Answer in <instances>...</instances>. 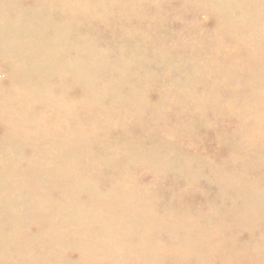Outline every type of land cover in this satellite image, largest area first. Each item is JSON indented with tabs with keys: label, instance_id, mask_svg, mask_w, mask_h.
<instances>
[{
	"label": "rangeland",
	"instance_id": "374dc122",
	"mask_svg": "<svg viewBox=\"0 0 264 264\" xmlns=\"http://www.w3.org/2000/svg\"><path fill=\"white\" fill-rule=\"evenodd\" d=\"M101 1L0 0V264H263L264 0Z\"/></svg>",
	"mask_w": 264,
	"mask_h": 264
},
{
	"label": "bare ground",
	"instance_id": "6f19581e",
	"mask_svg": "<svg viewBox=\"0 0 264 264\" xmlns=\"http://www.w3.org/2000/svg\"><path fill=\"white\" fill-rule=\"evenodd\" d=\"M81 1H83V0H81ZM98 1H99V0H98ZM100 1H101V0H100ZM110 1H111V0H110ZM113 1H114V0H113ZM123 1H124V0H123ZM176 1H178V0H176ZM183 2H185V1L183 0ZM183 2H181V3H183ZM100 3L103 4L104 1H101ZM126 3H127V6H128V1H127V2H124L125 6H126ZM207 3L209 4V3H212V2L210 1V2H207ZM207 3H206V4H207ZM102 4H101V6H103ZM109 4H110V3H109ZM109 4H108V5H109ZM112 4H113V3H112ZM112 4H111V5H112ZM124 4H122V5H124ZM215 4H216V1H215ZM215 4H214V5H215ZM220 4H221V2H220ZM96 5H97V4H96ZM111 5H110V6H111ZM115 5L117 6V4H115ZM115 5H114V7H115ZM204 5H205V4H204ZM205 6H206V5H205ZM98 7H99V6H98ZM118 7L120 8L119 5H118ZM123 7H124V6H123ZM184 7H185V6H184ZM203 7H204V6H203ZM210 7H211V6H210ZM210 7H209V8H210ZM130 8H132V7H130ZM130 8H129V9H130ZM185 8H186V7H185ZM110 9H112V8H110ZM225 9H226V8H225ZM71 10H73V9H71ZM122 10H124V8H122ZM159 10H160V9H158V12H161V11H159ZM208 10H209V9H208ZM118 13H119V12H118ZM203 13H204V12H203ZM72 14H73V13H72ZM139 14H140V13H139ZM197 14H198V13H197ZM199 14H201V13H199ZM116 15H117V14H116ZM137 15H138V14H137ZM137 15H136V16H137ZM140 15H142V14H140ZM153 16H154V15H153ZM253 16H254V15H253ZM256 16H257V15H256ZM120 18H121V17H120ZM127 18H128V17H127ZM155 18H156V17H155ZM157 18H160V17H158V14H157ZM104 19H105V17H104ZM150 19H151V18H150ZM152 19H154V18H152ZM160 19H161V18H160ZM157 20L160 21L159 19H157ZM127 21H128V19H127ZM140 21H142V20H140ZM160 22H161V21H160ZM160 24H161V23H160ZM229 26H230V24H229ZM237 27H238V26H237ZM228 28H229V27H228ZM230 29H231V28H230ZM216 33H218V32H216ZM13 34L15 35L14 32H13ZM218 34H219V33H218ZM19 35H21V34H19ZM219 35H220V34H219ZM26 36L28 37V35H26ZM27 37H25V38H27ZM29 37L32 38V37H34V35L32 34V36L30 35ZM177 37H178V36H177ZM218 37H220V36H218ZM247 37H248V35H247ZM10 38H11V36H10ZM18 38H19V37H18ZM20 38H22V37H20ZM31 38H30V39H31ZM35 38H36V37H35ZM185 39H186V38H185ZM11 40H13V39L11 38L10 41H11ZM22 40H23V38H22ZM22 40H20V41L22 42ZM28 40H29V38H28ZM178 40H179V41H182V40H180V39H178ZM7 41H8V40H7ZM52 41H53V39H52ZM55 41H56V43H57V44H55V45L58 46V42H59V40L56 39V40H54L53 42L55 43ZM57 41H58V42H57ZM179 41H178V42H179ZM53 42H52V44H53ZM91 42H92V44H93V41H91ZM94 42H95V41H94ZM182 42H183V41H182ZM200 42H202V41H200ZM205 42H206V44H207V41H205ZM205 42H204V43H205ZM224 42H225V41H224ZM240 42H241V41H240ZM75 43H76V42H75ZM75 43H74V44H75ZM88 43L90 44V42H88ZM88 43H84V44L87 45ZM204 43H203V44H204ZM243 43H244V41H243ZM10 44H11V43H10ZM52 44H50V45H52ZM59 44H60V42H59ZM61 44H62V43H61ZM61 44H60V46H61ZM74 44H73L72 46H71V45H70V46H71V47H74V46H75ZM76 44H78V43H76ZM82 44H83V43H82ZM195 44H196V43H195ZM211 44H214V45H215L216 42H215V43L213 42V43H211ZM246 44H247V43H246ZM258 44H260V43H258ZM258 44H257V45H258ZM4 45H5V43H4ZM6 45H7V44H6ZM16 45L18 46L19 44H16ZM78 45H79V44H78ZM186 45H187V44H186ZM190 45H191V44H190ZM196 45H197V44H196ZM196 45H195V46H196ZM257 45H256V46H257ZM263 45H264V44L262 43V47H264ZM60 46H58L57 48H59ZM63 46H65V45L63 44ZM76 46H77V45H76ZM76 46H75V47H76ZM87 46H89V45H87ZM211 46H213V45H211ZM232 46H233V44H232ZM232 46H231V47H232ZM241 46H242V45H241ZM260 46H261V44H260ZM18 47H20V45H19ZM18 47H16V48H18ZM23 47H24V46H23ZM80 47L82 48V46H80ZM83 47H85V45H84ZM89 47H93V46H89ZM189 47L191 48V47H193V46H189ZM228 47H229V46H228ZM237 47H238V46H237ZM242 47H243V46H242ZM14 48H15V47H14ZM16 48H15V49H16ZM48 48H49V47H48ZM50 48L54 49V48L51 47V46H50ZM62 48H63V47H60V49H62ZM67 48L69 49L70 47H67ZM77 48H79V47H77ZM93 48H94V47H93ZM229 48H230V47H229ZM5 49L7 50L8 47H6ZM9 49H11V48H9ZM9 49H8V50H9ZM15 49H14V50H15ZM22 49H24V48H22ZM60 49H59V50H60ZM65 49H66V48H65ZM65 49H62V50H65ZM79 49H80V48H79ZM82 49H84V48H82ZM225 49H226V48H225ZM239 49H240V48H239ZM242 49H243V48H242ZM246 49H247V48H246ZM257 49H258V48H257ZM261 49H262V48H261ZM263 49H264V48H263ZM263 49H262V50H263ZM6 50H5V51H6ZM14 50H13V51H14ZM18 50H19V49H18ZM18 50H15L13 53H15V52L18 51ZM54 50H55V49H54ZM57 50H58V49H57ZM62 50H60V51L62 52ZM69 50H71V49H69ZM206 50H207V49H206ZM210 50H211V49H210ZM244 50H245V49H244ZM26 51H27V49H25V52H26ZM30 51H33V50H30ZM37 51H38V49H37ZM37 51H36V52H37ZM41 51H43V49H42ZM45 51H46V50H45ZM49 51H51V49H50ZM49 51H48V52H49ZM55 51H56V50H55ZM72 51H73V49H72L71 51H69V52H72ZM207 51H208V50H207ZM246 51H247V50H246ZM246 51H244V52L246 53ZM263 51H264V50H263ZM0 52H1V51H0ZM6 52H7V51H6ZM9 52H10V50L7 52V54H8ZM18 52H19V51H18ZM21 52H23V51H21ZM27 52H28V55H30V54H29V51H27ZM27 52H26L25 54H27ZM34 52H35V48H34ZM46 52H47V51H46ZM51 52H53V54L51 53V55H55L53 50H52ZM61 52H60V54H61ZM69 52H68V53H69ZM76 52H77V51H76V49H75V53H76ZM79 52H82L81 49L79 50ZM79 52H77V53H79ZM227 52H228V51H227ZM229 52H230V51H229ZM261 52H262V51H261ZM4 53H5V52H4ZM10 53H11V52H10ZM44 53H45V52H44ZM44 53H42V54H44ZM62 53H64V52H62ZM198 53H199V52H198ZM5 54H6V53H5ZM16 54H17V52H16ZM20 54H21V53H20ZM31 54L34 55L33 52H32ZM35 54H36V53H35ZM42 54H40V56H37V54H36V56H37V57H41L40 59H42V56H43ZM47 54H49V53H47ZM83 54H84V53H83ZM226 54H227V53H226ZM231 54H232V53H231ZM247 54H248V53H247ZM9 55H10V54H9ZM9 55H8V57H9ZM18 55H19V54H18ZM41 55H42V56H41ZM45 55H46V54H45ZM67 55H69V54H67ZM70 55H73V53L70 54ZM130 55H131V54H130ZM202 55H203V54H202ZM204 55H205V54H204ZM227 55H229V53H228ZM10 56H11V55H10ZM12 56H13V55H12ZM30 56L33 57L32 55H30ZM36 56H34V57H36ZM46 56H47V55H46ZM46 56H45V57H46ZM49 56H50V54H49ZM49 56H48V58H49ZM56 56H57V55H56ZM63 56H64V55H63ZM83 56H84V55H83ZM98 56H99V55H98ZM131 56H133V55H131ZM134 56H135V55H134ZM167 56H168V55H167ZM199 56H200V55H199ZM208 56H209V55H208ZM233 56H235V55H233ZM0 57H4V55H3V56H0ZM27 57H28V56H27ZM37 57H36V58H37ZM51 57H52V56H51ZM64 57H65V56H64ZM86 57H87V56H86ZM124 57H125V56H124ZM210 57H211V56H210ZM225 57H226V56H225ZM12 58H14V57H12ZM15 58H16V57H15ZM25 58H26V56H25ZM57 58H58V56H57ZM71 58H73V57H71ZM78 58H79V57L75 58V61H76V59H77V61H78ZM100 58H101V57H100ZM129 58H130V57H129ZM16 59H17V58H16ZM26 59H28V58H26ZM30 59H31V58H30ZM30 59H28V60H30ZM61 59H62V58H61ZM124 59H125V58H124ZM126 59H127V58H126ZM126 59H125V60H126ZM9 60H10V59H9ZM12 60H13V59H12ZM28 60H27V61H28ZM31 60H32V59H31ZM48 60H50V59H48ZM54 60H55V58H54ZM79 60H80V59H79ZM87 60H88V58H87ZM228 60H229V59H228ZM18 61H19V60H18ZM55 61H57V59H56ZM230 61H232V60H230ZM25 62H26V60H25ZM46 62H47V64H48V61H46ZM57 62H61V61H57ZM57 62H55L54 64H56ZM72 62H73V60H72ZM72 62H71V63H72ZM187 62H188V61H187ZM3 63H4V62H3ZM3 63H2V64H3ZM44 63H45V62H44ZM52 63H53V61H52ZM71 63H70V65H72ZM79 63H81V62H79ZM4 64H5V63H4ZM4 64H3V66H4ZM8 64H9V63H8ZM42 64H43V63H42ZM62 64H63V63H62ZM64 64H66V63H64ZM193 64H194V62H193ZM193 64H192V65H193ZM70 65H69V66H70ZM126 65H127V64H126ZM128 65H130V64H128ZM52 66H53V65H52ZM52 66H50V67L52 68ZM60 66H62L61 63H60ZM63 66L66 67V65H63ZM67 66H68V64H67ZM83 66H84V65H83ZM186 66H187V64H186ZM188 66H189V65H188ZM40 67H41V66H40ZM40 67H39V68H40ZM57 67H58V66H57ZM77 67H78V66H77ZM53 68H54V67H53ZM61 68L64 69V67H61ZM61 68H59V69H61ZM71 68H72V67H70V68L67 67V69H69V71L71 70ZM5 69H6V68H5ZM67 69H66V71H68ZM72 69H73V68H72ZM39 70H40V69H39ZM55 70H56V69H55ZM211 70L213 71V68H212ZM61 71H62V69H61ZM64 71H65V70H64ZM72 71H73V70H72ZM208 73H209V72H208ZM18 75H19V74H18ZM13 77H14V76H13ZM208 77H209V76H208ZM215 78H216V76H214V79H215ZM14 80H15V79H14ZM208 80H209V79H208ZM10 81H11V80H10ZM12 81H13V80H12ZM0 83H1V82H0ZM224 83H225V82H224ZM1 84H2V83H1ZM218 84H219V83H218ZM222 84H223V83H222ZM182 94H183V93H182ZM33 96H34V95H33ZM200 99H201V98H200ZM161 100H162V99H161ZM178 100H179V99H178ZM180 102H181V101H180ZM166 105H167V103H166ZM225 105H226V104H225ZM179 106H180V105H179ZM195 106H196V105H195ZM197 106H198V105H197ZM167 107H168V106H167ZM175 107H176V106H175ZM237 107H238V106H237ZM243 107H244V106H243ZM245 107H246V106H245ZM239 108H240V107H239ZM241 109H242V108H241ZM246 109H247V108H246ZM248 109H249V108H248ZM242 110H243V109H242ZM195 111H196V109H195ZM245 113H246V112H245ZM64 114H65V113H64ZM240 114H241V113H240ZM241 115H242V114H241ZM246 115H247V114H246ZM236 116H237V115H236ZM0 122H1V121H0ZM16 122H17V121H16ZM112 124H113V123H112ZM128 125H129V124H128ZM242 128H243V127H242ZM102 130H103V129H102ZM234 133H235V132H234ZM244 133H245V132H244ZM101 135H102V134H101ZM127 136H128V135H127ZM128 137H129V136H128ZM136 137H137V136H136ZM101 138H102V137H101ZM113 138H114V137H113ZM105 139H106V138H105ZM121 139H122V138H121ZM123 139H124V138H123ZM130 139H131V138H130ZM133 139H134V138H133ZM133 139H132V140H133ZM136 139H137V138H136ZM241 139H243V138H241ZM102 140H103V139H102ZM106 140H107V139H106ZM108 140H109V139H108ZM111 140H113V139H111ZM118 140H119V139H118ZM134 140H135V139H134ZM249 140H250V139H249ZM255 140H256V139H255ZM113 141H114V140H113ZM121 141H122V140H121ZM126 141H127V140H126ZM128 141H129V140H128ZM139 141H140V140H139ZM139 141H138V143H139ZM142 141H143V140H142ZM242 141H243V140H242ZM247 141H248V140H247ZM5 142H6V141H5ZM123 142H124V140H123ZM254 142H255V141H254ZM116 143H117V142H116ZM119 143H120V142H119ZM129 143H130V142H129ZM251 143H252V142H251ZM6 144H7V143H6ZM8 144H9V140H8ZM13 144H14V143H13ZM70 144H71V143H70ZM99 144H100V143H99ZM112 144H113V143H112ZM122 144H123V143L121 142V145H122ZM134 144H135V142H134ZM244 144H245V143H244ZM246 144H247V143H246ZM0 145H1V144H0ZM101 145H102L103 147H105V146H104L105 144L102 143V144H100V149L102 148ZM113 145H115V144H113ZM117 145H118V143H117ZM117 145H115V146H117ZM137 145H139V144H137ZM73 146H74V145H73ZM111 146H112V145H111ZM2 147H3V146H2ZM7 147H8V145H7ZM43 147H44V146H43ZM45 147H46V146H45ZM107 147H108V146H107ZM109 147H110V146H109ZM113 147H114V146H113ZM3 148H4V147H3ZM5 148H6V147H5ZM5 148H4V149H5ZM8 148H9V147H8ZM8 148H7V149H8ZM10 148H11V147H10ZM93 148H94V147H93ZM97 148H99V146H98ZM97 148H96V149H97ZM115 148H116V147H115ZM1 149H2V148H1ZM13 149H15V148H13ZM77 149H78V148H77ZM100 149H99V151H100ZM127 149H130V148L127 147ZM133 149H134V147H133ZM251 149H252V148H251ZM68 150H69V149H68ZM68 150H67V151H68ZM72 150H74V149H72ZM111 150H112V149H111ZM113 150H114V149H113ZM148 150H149V149H147V151H148ZM67 151H66V152H67ZM99 151H97V152H99ZM101 151H103V149H102ZM101 151H100V152H101ZM106 151H108V148H107ZM106 151H105V152H106ZM100 152H99V153H100ZM103 152H104V151H103ZM103 152H102L101 154H104ZM108 152H109V151H108ZM72 153H73V152H72ZM75 153H76V152H75ZM75 153H73V154H75ZM94 153H95V152H94ZM99 153H98V155H99ZM109 153H111V152H109ZM66 154H67V153H66ZM69 154H71V153H69ZM78 154H79V153H78ZM80 154H81V153H80ZM64 155H65V154H64ZM71 155H72V154H71ZM74 156H75V155H74ZM103 156H104V155H103ZM155 156H156V155H155ZM63 157H65V156H63ZM69 157H70V155H69ZM70 158H72V157H70ZM74 158H75V157H74ZM77 158H78V157H77ZM101 158H102V157H101ZM115 158H116V157H115ZM242 158H243V157H242ZM68 159H69V158H68ZM72 159H73V158H72ZM239 159H240V158H239ZM244 159H245V157H244ZM41 160H42V159H41ZM13 165H14V164H13ZM13 165H12V166H13ZM0 166H1V165H0ZM12 166L10 165L9 167L12 168ZM15 167H17V166H15ZM11 168H10V169H11ZM5 169H6V168H5ZM7 169H8V168H7ZM10 169H8V170H10ZM12 169H13V168H12ZM14 169H15V168H14ZM14 169H13V170H14ZM37 169H39V168H37ZM37 169H36V170H37ZM46 169H49V168H46ZM22 170H23V169H22ZM33 170H34V169H33ZM44 170H45V169L41 170V173H43ZM14 171H15V170H14ZM19 171H20V170H19ZM37 171H39V170H37ZM37 171H35V172H37ZM33 172H34V171H33ZM39 172H40V171H39ZM44 172H45V171H44ZM96 172H97V171H96ZM46 173H47V170H46ZM1 174H2V173H1ZM17 174H18V173H17ZM32 175L34 176V174H32ZM4 176H5V175H4ZM33 176H32V177H33ZM50 176H51V175H50ZM11 177H12V176H11ZM11 177H10V178H11ZM13 177H14V176H13ZM25 177H26V174H25ZM28 177H29V175H28ZM81 177H82V176H81ZM8 178H9V175H8ZM8 178H7V179H8ZM94 179H95V178H94ZM96 179H97V178H96ZM64 180H65V179H64ZM87 181H88V180H87ZM92 181H93V180H92ZM95 181H96V180H95ZM248 182H249V181H248ZM26 183H27V182H26ZM97 183H98V182H97ZM251 183H252V182H251ZM94 184H95V183H94ZM99 184H100V183H99ZM101 184H102V183H101ZM96 186H97V184H96ZM250 186H251V185H250ZM37 188H38V187H37ZM37 188H36V189H37ZM30 189H31V188H30ZM139 189H140V188H139ZM31 191H32V189L30 190V194H32ZM33 191H35V190H33ZM116 191H117V190H116ZM138 191H139V190H138ZM143 191H144V188H143ZM145 191H146V190H145ZM238 191H239V190H238ZM147 192H148V190H147ZM147 192H146V193H147ZM162 192H163V191H162ZM36 193H37V191H36ZM38 193H39V192H38ZM116 193H117V192H116ZM4 194H5V193H4ZM6 194H7V193H6ZM27 194H28V193H27ZM34 194H35V193H34ZM140 194H141V193H140ZM147 194H148V193H147ZM151 194H152V193H151ZM142 195H143V194H142ZM153 195H154V194H153ZM157 195H158V194H156V196H157ZM165 195H166V194H165ZM151 196H152V195H151ZM141 197H143V196H141ZM160 197H161V196H160ZM94 198H95V197H94ZM139 198H140V197H139ZM142 199H143V198H142ZM155 199H156V198H155ZM160 199H161V198H160ZM95 200H96V199H95ZM118 200H121V198L118 199ZM102 201H103V200H102ZM145 201H146V200H145ZM145 201H144V202H145ZM25 202L28 203L27 201H25ZM25 202H24V203H25ZM60 202H61V201H60ZM62 202H63V199H62ZM94 202H95V201H94ZM104 202H105V201H104ZM116 202H117V201H116ZM148 202H149V201H148ZM152 202H153V201H152ZM155 202H156V200H155ZM75 203H76V202H75ZM138 203H139V201H138ZM149 203H150V202H149ZM156 203H157V202H156ZM253 203H254V202H253ZM255 203H256V202H255ZM255 203H254V204H255ZM105 204H107V202H106ZM115 204H116V203H115ZM136 204H137V203H136ZM140 204H143V203H140ZM209 204H210V203H209ZM116 205H117V204H116ZM153 205H154V203H153ZM56 206H57V205H56ZM106 206H107V205H106ZM117 206H118V205H117ZM137 206H138V205H137ZM150 206H151V205H150ZM159 206H160V205H159ZM167 206H168V205H167ZM122 207H123V206H122ZM122 207H121V208H122ZM135 207H136V205H135ZM139 207H140V206H139ZM141 207H142V206H141ZM169 207H170V205H169ZM169 207H168V208H169ZM84 208H85V207H84ZM103 208H104V207H103ZM105 208H106V207H105ZM107 208H108V207H107ZM110 208H111V207H110ZM154 208H155V207H154ZM134 209L136 210L137 208H134ZM157 209H158V208H157ZM157 209H156V210H157ZM172 209H173V208H172ZM106 210H107V209H106ZM106 210H105V211H106ZM109 210H110V209H109ZM112 210L114 211V209H112ZM117 210H118V209H117ZM164 210H165V208H164ZM166 210H167V209H166ZM174 210H175V209H174ZM91 211H92V209H91ZM102 211H103V209H102ZM102 211H101V213H102ZM139 211H140V209H139ZM141 211H142V210H141ZM167 211H168V210H167ZM178 211H179V210H178ZM81 212H82V211H81ZM84 212H85V211H84ZM86 212H87V211H86ZM94 212H96V211H94ZM98 212H99V211H98ZM98 212H97V213H98ZM123 212H124V211H123ZM129 212H130V211H126V213H129ZM131 212H132V211H131ZM149 212H150V211H149ZM157 212H159V211H157ZM160 212H161V211H160ZM174 212H175V211H174ZM241 212H242V211H241ZM243 212H244V211H243ZM114 213H115V212H114ZM136 213L138 214L137 210H136ZM136 213H135V214H136ZM166 213H167V212H166ZM172 213H173V212H172ZM81 214H82V213H81ZM94 214H95V213H94ZM149 214H150V213H149ZM243 214L245 215L246 213L244 212ZM78 215H79V214H77V217H78ZM83 215H84V213L82 214V218H83V217H86V214H85L84 216H83ZM100 215H101V214H100ZM100 215H99V216H100ZM124 215H125V214H124ZM129 215H131V213H130ZM129 215H128L127 217H129ZM143 215H144V214H143ZM167 215H168V214H167ZM92 216H93V215H92ZM92 216H91V218L93 219ZM96 216H97V215H96ZM109 216H110V215H109ZM133 216H134V214H133ZM136 216H137V215H136ZM140 216H141V214H140ZM210 216H212V215H210ZM210 216H209V217H210ZM23 217H24V216H23ZM97 217H98V216H97ZM113 217H114V216H113ZM113 217H112V218H113ZM144 217H145V216H144ZM144 217H143V218H144ZM165 217H166V216H165ZM169 217H170V216H169ZM205 217H206V216H205ZM89 218H90V217H88V219H89ZM91 218H90V219H91ZM98 218H99V217H98ZM104 218H106V217H104ZM124 218H125V217H124ZM135 218H136V217H134L133 219H135ZM139 218L141 219V217H139ZM179 218H180V217H179ZM85 219L87 220V218H85ZM85 219H83V221H84ZM90 219H89V220H90ZM92 219H91V220H92ZM94 219H95V218H94ZM101 219H102V218H101ZM109 219H111V218H109ZM109 219H108V223H109L110 226H111V223L109 222ZM122 219H123V218H122ZM128 219H130V218H128ZM133 219H131V221H133ZM140 219H139V221H142V220H140ZM255 219H256V218H255ZM257 219H258V218H257ZM257 219H256V220H257ZM58 220H59V219H58ZM64 220H65V219H64ZM71 220H72V219H71ZM77 220H78V219H77ZM80 220H81V219H80ZM96 220H97V219H96ZM98 220H99V219H98ZM118 220H119V219H118ZM191 220H192V219H191ZM252 220H253V219H252ZM68 221H69V225H70V224L72 225V223H74V222L70 223V222H71L70 219H68ZM72 221H73V220H72ZM101 221H102V220H101ZM104 221H106V220H104ZM104 221L101 223V225H102V224L105 225V224H104ZM111 221L113 222V219H111ZM134 221H135V220H134ZM164 221H165V220H164ZM59 222H60V221H59ZM62 222H63V221H62ZM75 222H77V221H75ZM78 222H79V220H78ZM90 222H92V221H90ZM93 222L95 223V220H94ZM96 222H97V221H96ZM114 222H115V221H114ZM119 222H120V220H119ZM126 222H128V221H126ZM251 222H252V221H251ZM255 222H256V221H255ZM54 223H55V221H54ZM64 223H65V222H64ZM87 223H88V221H87ZM94 223H93V224H94ZM99 223H100V222H99ZM129 223H130V220H129ZM146 223H148V222H146ZM160 223H161V222H160ZM79 224H80V223H79ZM167 224H168V223H167ZM47 225H48V224H47ZM54 225H56V224H54ZM57 225H58V224H57ZM57 225H56V226H57ZM71 225H70V226H71ZM86 225H87V224H86ZM88 225H89V223H88ZM96 225L99 226L98 223H96ZM101 225H100V226H101ZM103 225H102V226H103ZM112 225H113V224H112ZM118 225H119V224H118ZM155 225H156V224H155ZM157 225H158V224H157ZM168 225H169V224H168ZM171 225H172V224H171ZM171 225H169L168 228H169ZM51 226H53V225H51ZM100 226H99V227H100ZM106 226H107V225H106ZM119 226H120V225H119ZM163 226H164V225H163ZM64 227H66V226L64 225ZM86 227H87V226H86ZM90 227H91V224H90ZM93 227H94V226H93ZM93 227H92V228H93ZM99 227H97V228L99 229ZM103 227L105 228V226H103ZM108 227H109V226H108ZM164 227H166V226H164ZM164 227H162V229H163ZM71 228H72V227H71ZM88 228H89V227H88ZM88 228H86V230H87ZM100 228H101V227H100ZM106 228H107V227H106ZM171 228H172V227H171ZM51 229H53V228L51 227ZM54 229H55V228H54ZM90 229H91V228H90ZM110 229H111V228H110ZM169 229H170V228H169ZM45 230H46V229H45ZM49 230H50V229H49ZM82 230H83V231H86L85 229H82ZM112 230H113V228H112ZM164 230H165V229H164ZM171 230H172V229H171ZM214 230H215V229H214ZM53 231H54V230H53ZM53 231H52V232H53ZM67 231H68V230H67ZM79 231H80V230H79ZM88 231H89V230H88ZM90 231H92V230H90ZM95 231H96V230H95ZM98 231H99V230H98ZM100 231H101V229H100ZM104 231H105V230H104ZM108 231H109V230H108ZM113 231H114V230H113ZM215 231H216V230H215ZM46 232H47V231H46ZM80 232H81V231H80ZM105 232H106V231H105ZM144 232H145V230H144ZM144 232L142 231V233H140V234H143ZM53 233H54V232H53ZM62 233H63V232H62ZM115 233H116V232H115ZM204 233H205V232H204ZM45 234H46V233H45ZM45 234H44V236H45ZM58 234H59V233H58ZM60 234H61V233H60ZM66 234H67V233H66ZM96 234H97V233H96ZM99 234H102V233L100 232V233H98V235H99ZM104 234H106V233H104ZM108 234H109V233H108ZM116 234H117V233H116ZM116 234L112 235V237H113V236H116ZM123 234H124V233H123ZM129 234H133V233H129ZM129 234H128V235H129ZM135 234H136V233H135ZM140 234H139V235H140ZM174 234H175V232H174ZM176 234H177V233H176ZM54 235H56V233L53 234V236H54ZM109 235H110V234H109ZM120 235H121V236H120ZM139 235H136V236L138 237ZM204 235H205V234H204ZM51 236H52V235H51ZM53 236H52V237H53ZM78 236H80V235L78 234ZM102 236H103V235H102ZM102 236H100V237H102ZM106 236H107V235H106ZM119 236L122 237V234H119ZM141 236H142V235H141ZM141 236H140V237H141ZM144 236H145V238H147L146 235H144ZM28 237H29V236H28ZM28 237H27V238H28ZM55 237H56V239H53V240H57V235H56ZM65 237H66V236H65ZM100 237H98V238H100ZM129 237H130V235H129ZM23 238H24V237H23ZM27 238H26V240H27ZM53 238H54V237H53ZM70 238H71V236H70ZM70 238H69V239H70ZM103 238H104V237H103ZM106 238H107V237H106ZM118 238H119V237H118ZM123 238H124V237H123ZM125 238H126V237H125ZM143 238H144V237H143ZM202 238H205V237H202ZM29 239H30V238H29ZM29 239H28V240H29ZM31 239H32V238H31ZM59 239H60V238H58V240H59ZM62 239H63V237L61 238V240H62ZM69 239H68V240H69ZM74 239H75V238H74ZM120 239H122V238H120ZM133 239H134V235H133ZM141 239H142V238H141ZM148 239H149V238H148ZM45 240H46V238H45ZM58 240H57V241H58ZM65 240H66V239H64V242L69 243L67 240H66V241H65ZM100 240H101V239H100ZM105 240H106V239H105ZM109 240H110V239H109ZM109 240H108V241H109ZM128 240H129V239H128ZM145 240H146V239H145ZM192 240H193V239H192ZM33 241H34V240H33ZM59 241H60V240H59ZM72 241H73V240H71L70 242H72ZM83 241H84V240H83ZM94 241L96 242V240H94ZM108 241H106V242H108ZM114 241H115V240H114ZM129 241H130V240H129ZM133 241H134V240H133ZM139 241H140V238H139ZM139 241L137 240V242H139ZM46 242H47V241H46ZM51 242H52V241H51ZM53 242H54V241H53ZM53 242H52V243H53ZM121 242H123V241H121ZM134 242H135V241H134ZM137 242H136V243H137ZM143 242H144V240H143ZM190 242H193V241H190ZM199 242H201V241H199ZM74 243H75V242H74ZM90 243H91V242H90ZM90 243H89V246H90ZM99 243H100V242H99ZM102 243H104V241H103ZM123 243H124V242H123ZM128 243H130V242H128ZM194 243H195V244L193 245V247H194V252H195V251L197 250V249H195V248L197 247V245H196V242H194ZM106 244H107V243H106ZM117 244H118V243H117ZM134 244H135V243H134ZM146 244H147V243H146ZM199 244H200V243H199ZM31 245H32V244H31ZM45 245H46V243H45ZM95 245H97V244H95ZM99 245H100V244H99ZM102 245H104V244H101V246H102ZM110 245H111V244H110ZM120 245H121V244H119L118 246H120ZM124 245H126V243H124ZM132 245H133V244H132ZM201 245H202V246H205V245H203V243H202ZM201 245H200V246H201ZM251 245H252V244H251ZM37 246H38V245H37ZM37 246H36V247H37ZM41 246H42V245H41ZM116 246H117V245H116ZM116 246H115V247H116ZM195 246H196V247H195ZM252 246H254V245H252ZM39 247H40V246H39ZM39 247H38V248H39ZM48 247H49V244H48V246H47V249H48ZM102 247H103V246H102ZM110 247H112V246H110ZM110 247H109V249H111ZM120 247H121V249H122L123 246L121 245ZM137 247H138V245H137ZM237 247H238V246H237ZM240 247H241V246H240ZM254 247H255V246H254ZM254 247H253V249H254ZM104 248H105V245H104ZM128 248H129V247H128ZM128 248H127V249H128ZM133 248H134V247H133ZM200 248H201V247H200ZM244 248H245V247H244ZM32 249H34V248L32 247ZM32 249H31V250H32ZM42 249H43V250H46L44 247H43ZM50 249H51V248H50ZM105 249H106V248H105ZM105 249H104V250H105ZM113 249H114V248H113ZM124 249H125V248H124ZM137 249H138V248H137ZM149 249H151V248H149ZM164 249H165V248H164ZM166 249H167V248H166ZM198 249H199V248H198ZM202 249H203V247H202ZM202 249H201V250H202ZM204 249H205V248H204ZM207 249H208V248H207ZM239 249H241V248H239ZM246 249L248 250V248H246ZM106 250H108V249H106ZM106 250H105V251H106ZM128 250H130V249H128ZM249 250H250V249H249ZM249 250H248V251H249ZM32 251H33V250H32ZM34 251H35V250H34ZM34 251H33V253H34ZM39 251H40V250H39ZM105 251H104V252H105ZM111 251H114V250L111 249ZM111 251H109V252H111ZM126 251H127V250H126ZM138 251H139V250H138ZM213 251H214V250H213ZM242 251H243V249H242ZM245 251H246V250H245ZM245 251H243V252H245ZM248 251H247V252H248ZM253 251H254V250H253ZM255 251H256V250H255ZM102 252H103V251H102ZM202 252H203V251H202ZM243 252H241V253L243 254ZM40 253H41V252H40ZM40 253H39V254H40ZM43 253H44V252L42 251L41 254L43 255ZM107 253H108V252H107ZM113 253H114V252H113ZM115 253H116V252H115ZM126 253H127V252H126ZM142 253H143V251L140 252V254H142ZM190 253H191V252H190ZM207 253H208V252H207ZM41 254H40V255H41ZM92 254H94V253H92ZM108 254H110V253H108ZM130 254H131V253H128V254H127V258H128V257L130 258V256H128V255H130ZM143 254L145 255V253H143ZM194 254H195V253H194ZM244 254H246V252H245ZM244 254H243V255H244ZM255 254H256V253H255ZM37 255H38V254H37ZM111 255H112V254H111ZM138 255H139V254H138ZM192 255H193V252H192ZM38 256H39V255H38ZM94 256L96 257L95 254H94ZM99 256H100V255H99ZM102 256H103V255H102ZM107 256H108V255H107ZM107 256H104V258L107 257ZM109 256H110V255H109ZM117 256H118V255H117ZM132 256H133V255H132ZM134 256H135V255H134ZM140 256H141V255H140ZM259 256H260V255H259ZM41 257H42V256H41ZM79 257H81V256H79ZM111 257H112V256H111ZM125 257H126V256H125ZM221 257H222V256H221ZM255 257H256V255H255ZM257 257H258V256H257ZM261 257H262V256H261ZM97 258H98V257H97ZM97 258H96V259H97ZM102 258H103V257H102ZM112 258H113V257H112ZM114 258L116 259L117 257H114ZM118 258H119V257H118ZM121 258H122V257H121ZM190 258H191V257H190ZM262 258H264V257H262ZM28 259H29V258H28ZM41 259H42V258H41ZM78 259H79V258H78ZM80 259L82 260V258H80ZM83 259H84V256H83ZM93 259H95V258H93ZM96 259H95V260H96ZM100 259H101V258H100ZM105 259L107 260V259H109V258H105ZM259 259H260V258H259ZM98 260H99V259H98ZM110 260H111V259H110ZM112 260H114V259H112ZM65 261H67V260H65ZM107 261H108V260H107ZM75 262H76V261H75ZM82 262H83V261H82ZM109 262H110V261H109ZM259 262H260V264H261V262H263V261L260 260ZM73 263H74V261H73ZM84 263H85V262H84ZM95 263L97 264V261H96ZM236 263H237V262H236ZM74 264H77V263H74ZM112 264H113V262H112ZM263 264H264V263H263Z\"/></svg>",
	"mask_w": 264,
	"mask_h": 264
}]
</instances>
